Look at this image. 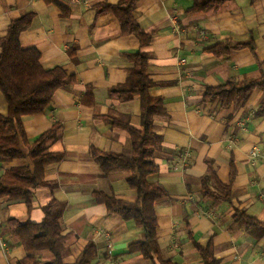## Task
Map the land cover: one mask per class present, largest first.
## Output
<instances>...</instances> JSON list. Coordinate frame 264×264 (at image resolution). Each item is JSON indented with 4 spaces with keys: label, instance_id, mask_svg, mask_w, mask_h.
<instances>
[{
    "label": "crops",
    "instance_id": "0c3cea01",
    "mask_svg": "<svg viewBox=\"0 0 264 264\" xmlns=\"http://www.w3.org/2000/svg\"><path fill=\"white\" fill-rule=\"evenodd\" d=\"M69 11L46 0H0V37L10 24L35 13L31 26L21 33L23 47H35L46 69L63 67L78 82L59 89L45 112L23 118L30 144L56 123L58 138L48 151L63 152L65 158L46 167L49 185L33 188L32 207L24 199L0 198V264H19L27 255L21 240L13 235L10 219L40 223L44 207L53 199L66 204L62 218L64 264H77L89 243L98 246L93 264H153L129 246L146 237L134 220L109 213L94 191H104L129 201L138 191L122 170L105 175L91 154L94 146L131 157L133 146L128 131L104 120L111 109L131 115L140 127L141 97L111 98V88L124 84L134 63L126 53L140 50L150 54V75L155 82L151 95L164 99L166 113L155 117V130L163 135V149L154 159L160 167L149 181L162 184L168 195L156 201L162 255L177 264H205L190 237L206 246L214 239L215 255L222 264H264V236L257 238L247 225L235 222L237 209L264 222V115L258 110L264 89L256 88L242 106L223 107L220 100L205 102L209 87L228 81L264 78V0H226L207 12L191 13L194 0H138L135 15L151 33L150 44L142 47L136 35L123 33L117 16L98 15L100 3L121 0H55ZM231 41L252 42L218 56L211 47ZM93 88L95 103L83 97ZM8 102L0 89V114L7 115ZM26 153L29 146L23 144ZM258 149L260 156L251 157ZM236 168L231 201L215 202L203 195V176L231 183L232 163ZM26 156L0 162V175L18 167L32 166ZM35 256L51 260L48 250Z\"/></svg>",
    "mask_w": 264,
    "mask_h": 264
},
{
    "label": "trees",
    "instance_id": "16d2710c",
    "mask_svg": "<svg viewBox=\"0 0 264 264\" xmlns=\"http://www.w3.org/2000/svg\"><path fill=\"white\" fill-rule=\"evenodd\" d=\"M48 3L55 0H46ZM226 0H194L191 13L207 12L220 7ZM57 3V2H56ZM64 15H69L68 9L61 3H57ZM138 0H121L112 4L100 3L97 7L98 15L110 13L119 19L123 33L136 35L142 47L150 44L153 35L145 31L136 15ZM35 13H28L13 21L5 36L0 37V89L2 90L8 105L7 115L0 114V162H9L17 158L30 157L32 166L18 167L8 170L0 175V198L24 199L29 209L32 207L33 188L49 185L45 179L46 167L60 162L65 158L63 152L48 151L49 142L58 138V130L61 127L56 123L53 128L44 133L35 143L30 144L23 124V118L27 115L43 113L51 104L56 92L66 86L76 84L78 77L69 74L63 67L46 69L42 62V54L35 47H23L21 33L27 30ZM252 46V42L232 44L231 41L217 44L211 47L213 53L218 56L226 55L232 48ZM134 63L129 70L127 81L124 84L110 89L111 98L132 100L136 96L141 97L140 127L131 121V115L123 114L111 109L104 120L116 128L128 131L131 135L133 156L124 153L91 148V154L101 166L105 175L122 170L128 173L127 181L131 188L138 191V199L129 201L117 196H110L104 191H94L97 199L105 203L109 213L119 214L126 220H134L139 227L146 232L142 241H137L129 246L130 252H140L153 264H177L162 255L159 241V220L156 211V201L167 196L168 191L162 184L149 181V176L160 171L156 163L155 153L163 149V135L155 130V117L165 114L164 99L151 95V88L155 82L150 75V54L140 50L126 53ZM256 88L264 89V78L259 80H247L244 82L228 81L218 87H209L205 93V102L220 100L223 107L245 105ZM84 104L93 105L95 97L93 88L89 87L83 97ZM259 115H264V101ZM23 144L29 146V152L23 149ZM215 172L203 176V195L212 198L215 202L231 201L233 184L236 180V168L232 163L231 183L225 185L217 182L211 183V177ZM66 204L53 199L44 207L45 219L40 223L31 221L22 222L17 218L10 219V227L13 235L17 236L27 251V255L19 264H64V256L67 251L63 244L62 218ZM235 222L247 225L248 232L257 238L264 236V222L248 215L244 209H237ZM190 237L199 248L205 264H222L215 255L214 239L211 238L206 246L196 242L194 234L190 231ZM48 250L52 253L51 260H41L35 256L38 251ZM98 246L91 242L84 249L77 264H93Z\"/></svg>",
    "mask_w": 264,
    "mask_h": 264
},
{
    "label": "built area",
    "instance_id": "2783aa9c",
    "mask_svg": "<svg viewBox=\"0 0 264 264\" xmlns=\"http://www.w3.org/2000/svg\"><path fill=\"white\" fill-rule=\"evenodd\" d=\"M259 156H260V153H259V150H258V149H255V150L252 151V153H251V157H252L253 159L258 158Z\"/></svg>",
    "mask_w": 264,
    "mask_h": 264
}]
</instances>
